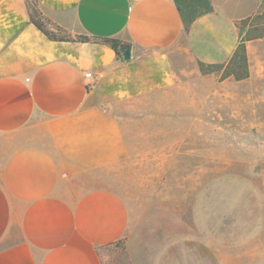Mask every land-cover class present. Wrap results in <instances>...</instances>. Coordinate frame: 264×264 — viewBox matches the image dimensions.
Instances as JSON below:
<instances>
[{"label":"crops","instance_id":"crops-1","mask_svg":"<svg viewBox=\"0 0 264 264\" xmlns=\"http://www.w3.org/2000/svg\"><path fill=\"white\" fill-rule=\"evenodd\" d=\"M210 1L214 12L193 23L187 51L196 62L228 64L237 22L262 0L241 15ZM39 3L71 36L117 38L131 59L105 43L55 41L32 23L26 0H0V136L37 141L14 149L1 169L0 264H104L100 252L124 238L131 264H192L185 239L136 241L125 202L81 181L129 158L116 106L175 84L185 31L174 0ZM246 48L249 78L238 83L264 95V38Z\"/></svg>","mask_w":264,"mask_h":264},{"label":"rangeland","instance_id":"rangeland-1","mask_svg":"<svg viewBox=\"0 0 264 264\" xmlns=\"http://www.w3.org/2000/svg\"><path fill=\"white\" fill-rule=\"evenodd\" d=\"M226 1L236 15L258 3ZM179 46L173 86L115 108L129 158L83 175V187L119 196L138 242L185 239L192 264H264V95L258 84L202 74L185 33ZM35 142L0 136V174L14 149ZM102 259L131 264L126 243Z\"/></svg>","mask_w":264,"mask_h":264},{"label":"trees","instance_id":"trees-1","mask_svg":"<svg viewBox=\"0 0 264 264\" xmlns=\"http://www.w3.org/2000/svg\"><path fill=\"white\" fill-rule=\"evenodd\" d=\"M26 2L32 23L51 39L61 42L105 43L117 52L119 58L123 59L122 46L124 44L121 40L88 35L73 37L44 16L39 0H26ZM174 2L183 21L186 35L189 34L191 26L199 17L214 12L210 0H174ZM47 26L53 28L60 36L49 32ZM237 27L240 33V44L231 61L228 64H206L198 61L202 74L222 73V80L232 77L235 81H242L249 78L246 42L264 38V0H262L260 11L251 17L238 21ZM125 243L126 238L113 245L124 246ZM100 253L102 256L103 252Z\"/></svg>","mask_w":264,"mask_h":264},{"label":"water","instance_id":"water-1","mask_svg":"<svg viewBox=\"0 0 264 264\" xmlns=\"http://www.w3.org/2000/svg\"><path fill=\"white\" fill-rule=\"evenodd\" d=\"M122 52H123V58L125 61H128L131 59V46L128 44H124L122 46Z\"/></svg>","mask_w":264,"mask_h":264},{"label":"built area","instance_id":"built-area-1","mask_svg":"<svg viewBox=\"0 0 264 264\" xmlns=\"http://www.w3.org/2000/svg\"><path fill=\"white\" fill-rule=\"evenodd\" d=\"M89 83H90V84H92V83H93V81H91V80L89 79Z\"/></svg>","mask_w":264,"mask_h":264}]
</instances>
